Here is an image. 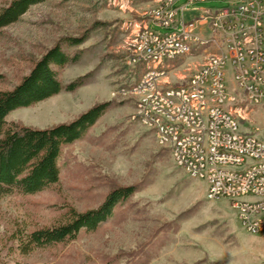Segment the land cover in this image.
<instances>
[{"label":"rangeland","instance_id":"rangeland-1","mask_svg":"<svg viewBox=\"0 0 264 264\" xmlns=\"http://www.w3.org/2000/svg\"><path fill=\"white\" fill-rule=\"evenodd\" d=\"M12 0H0V10ZM165 0H44L0 31V90L13 89L50 48L68 38L86 37L77 64L60 73L63 87L87 75L86 84L31 108L9 114L7 125L44 129L69 123L91 107L113 102L86 137L63 150L59 183L33 195L0 199V253L11 264H257L264 261V233L248 234L226 199L209 201L207 183L178 168L171 151L131 120L135 104L127 89L145 70L127 57L144 26ZM178 0L168 11L185 21L228 7V2L188 5ZM204 9V10H202ZM193 17V18H192ZM212 50L173 62L161 80L185 84L211 59ZM165 78V79H164ZM125 93V94H124ZM254 130L263 114H249ZM244 131L249 126L242 125ZM138 185L125 204L93 232L75 241L24 253L29 234L57 224L68 208L83 213L99 207L113 188Z\"/></svg>","mask_w":264,"mask_h":264},{"label":"built area","instance_id":"built-area-1","mask_svg":"<svg viewBox=\"0 0 264 264\" xmlns=\"http://www.w3.org/2000/svg\"><path fill=\"white\" fill-rule=\"evenodd\" d=\"M177 1L165 0L148 17L172 31L157 33L146 24L129 50L127 65L168 63L187 42L202 41L212 42V64L185 84L173 85V92H165L171 84L161 80L171 71L141 75L135 88H121L139 104L131 120L140 119L160 147L172 151L178 168L207 183V200H228L248 234L264 233V129L247 125L255 112L264 121V0H188V5L228 2L227 8L191 21L168 11ZM193 27H200V34H193ZM139 93H146V100H139ZM243 124L250 129L244 131Z\"/></svg>","mask_w":264,"mask_h":264},{"label":"trees","instance_id":"trees-1","mask_svg":"<svg viewBox=\"0 0 264 264\" xmlns=\"http://www.w3.org/2000/svg\"><path fill=\"white\" fill-rule=\"evenodd\" d=\"M44 0H12L0 10V31L19 21L28 10ZM86 37L68 38L50 48L37 60L28 75L7 91L0 90V199L10 194L33 196L57 185L60 180V159L63 150L86 137L114 105L99 103L69 123L44 129L7 125L10 113L31 108L61 93L74 92L84 86L88 76H82L65 87L61 71L77 64L82 51L76 50ZM138 185L113 188L98 208L78 213L68 208L61 220L50 227L32 231L23 245L24 253L75 241L81 232H93L110 218L115 209L125 204ZM0 264H11L0 253Z\"/></svg>","mask_w":264,"mask_h":264},{"label":"bare ground","instance_id":"bare-ground-1","mask_svg":"<svg viewBox=\"0 0 264 264\" xmlns=\"http://www.w3.org/2000/svg\"><path fill=\"white\" fill-rule=\"evenodd\" d=\"M139 34H140V31L137 33L135 40H139ZM193 34H200V27L199 28L193 27ZM133 44H134V41H133ZM207 50H212V53H211L212 56H211V59L205 65H210L212 64V61H213V46H212V42L210 41H202V42H198L197 44H195V42H187V48L180 49L178 51V56H173L172 59L168 60V63H165V60H144V61H139L138 65H144L145 70L143 72V75L151 74V73L165 74V71L172 70L173 68L172 64L174 61L185 58L193 53L206 52ZM131 87L135 88V84L132 85ZM165 92H173V86L165 85ZM139 100H146V93H139ZM134 109L135 111H139V104H135ZM133 120L140 123V119H133ZM158 144L160 145V143ZM171 155H172V151H171ZM172 159L178 167L177 157L172 155Z\"/></svg>","mask_w":264,"mask_h":264},{"label":"crops","instance_id":"crops-1","mask_svg":"<svg viewBox=\"0 0 264 264\" xmlns=\"http://www.w3.org/2000/svg\"><path fill=\"white\" fill-rule=\"evenodd\" d=\"M202 10H204V9H202ZM193 17H195V15H194ZM193 17H192V18H193ZM197 28H199V27H197Z\"/></svg>","mask_w":264,"mask_h":264}]
</instances>
